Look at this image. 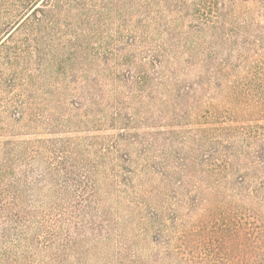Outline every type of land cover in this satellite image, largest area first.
I'll list each match as a JSON object with an SVG mask.
<instances>
[{
  "label": "trees",
  "instance_id": "obj_1",
  "mask_svg": "<svg viewBox=\"0 0 264 264\" xmlns=\"http://www.w3.org/2000/svg\"><path fill=\"white\" fill-rule=\"evenodd\" d=\"M0 264H264V0H0Z\"/></svg>",
  "mask_w": 264,
  "mask_h": 264
}]
</instances>
